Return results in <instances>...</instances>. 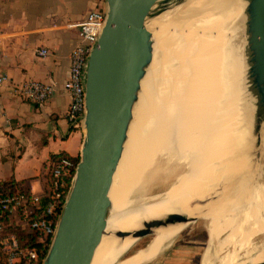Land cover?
<instances>
[{"label": "bare ground", "instance_id": "1", "mask_svg": "<svg viewBox=\"0 0 264 264\" xmlns=\"http://www.w3.org/2000/svg\"><path fill=\"white\" fill-rule=\"evenodd\" d=\"M237 2L189 0L173 17V30L182 33L172 41V47L168 46L171 42L156 43L153 61L157 51L161 52L169 67L154 83L155 64L152 61L150 65L109 192L112 203L105 231L91 264L121 260H125L121 264H142L158 256L194 220L166 225L160 237L155 235L137 250L143 236L133 233L144 228L146 222L164 219L153 213L155 199L188 180L197 182L174 214H187L189 218L216 216L210 242L229 228V236L241 232L242 246L248 245L244 247L245 256L258 255L239 263V250L233 247L234 252L227 254L221 264L264 262V237L259 244L249 245L255 234L264 236V187L256 182V167L249 155L252 146L250 112L244 97L245 40L242 35L239 42H232L235 36L230 25L243 8ZM167 30L161 23L153 32L159 38ZM162 63H166L164 58ZM153 72L154 79L149 81ZM148 82L153 86L150 89ZM170 163H176L172 166L177 168L175 179L166 190L149 195L152 188L168 183H159L162 178L155 171ZM212 193L215 197L200 203ZM117 230L129 234L117 236ZM225 242L227 238L219 239L220 245ZM127 254L131 255L125 257ZM202 264H211L208 251L203 254Z\"/></svg>", "mask_w": 264, "mask_h": 264}, {"label": "water", "instance_id": "2", "mask_svg": "<svg viewBox=\"0 0 264 264\" xmlns=\"http://www.w3.org/2000/svg\"><path fill=\"white\" fill-rule=\"evenodd\" d=\"M188 1L106 0L105 25L90 52L85 74L80 159L43 264H91L107 224L114 175L153 61L157 43L153 31L161 23L173 22ZM237 1L238 5L243 4L239 11L245 40L244 97L250 112L249 139L253 147L255 136L257 141L261 140L264 127V0ZM249 155L252 159V149ZM212 195L200 203L207 202ZM198 218L172 214L146 222L144 228L133 234L145 236L153 233V227ZM127 234L125 230L115 232L117 236Z\"/></svg>", "mask_w": 264, "mask_h": 264}, {"label": "crops", "instance_id": "3", "mask_svg": "<svg viewBox=\"0 0 264 264\" xmlns=\"http://www.w3.org/2000/svg\"><path fill=\"white\" fill-rule=\"evenodd\" d=\"M106 0H0V181L14 177L42 192L52 154H80L83 127L67 117L70 93L64 88L70 52L80 41L74 24ZM48 48L47 55L38 53ZM28 79L53 83L43 103L13 91ZM161 264V263H159Z\"/></svg>", "mask_w": 264, "mask_h": 264}, {"label": "built area", "instance_id": "4", "mask_svg": "<svg viewBox=\"0 0 264 264\" xmlns=\"http://www.w3.org/2000/svg\"><path fill=\"white\" fill-rule=\"evenodd\" d=\"M106 6H96L74 25L80 41L70 52L69 75L64 88L71 99L67 117L73 125H83L86 86L85 74L91 50L96 46L106 21ZM48 48L39 49L47 55ZM0 70V84L9 81ZM13 91L36 102H46L55 92L53 83L28 79L13 85ZM77 163L69 156L55 158L49 169V189H0V264H43L41 246L50 244L68 198Z\"/></svg>", "mask_w": 264, "mask_h": 264}, {"label": "rangeland", "instance_id": "5", "mask_svg": "<svg viewBox=\"0 0 264 264\" xmlns=\"http://www.w3.org/2000/svg\"><path fill=\"white\" fill-rule=\"evenodd\" d=\"M174 25H175L174 22H169L168 24H166V28L168 30L164 34H162L161 37L158 38L157 35H155V37L157 39V43L159 41H160V43L163 42V44H165L167 42H169V43L171 42L170 44H168V46L170 48L172 47V45H171L172 41H174V39H177L179 37V35H181V33H182L180 30H179V32L174 31L173 30ZM230 26L232 28L231 32H233V30H234V36L235 37L237 36V38H235V37H234V39L232 38L233 39L232 42L237 43L241 40L240 38L242 36V21H241V13L240 12L238 13L237 17H234L233 22ZM239 31H240V33H239ZM235 33H237V34H235ZM176 34H177V36H175ZM186 34H188V33L186 32ZM195 34L198 35V33H195ZM163 49H164V46H163ZM163 58H164V62L166 61V63H162ZM156 61L157 62L159 61L161 64L159 62L157 63ZM153 62L155 64V67L153 68V70L155 71L156 74L154 72L151 73V77H150L149 81L154 79V78H157L153 81L154 83H157V82H159V78L161 79V77H160L161 74L166 72V70H168L167 68L169 67V62L165 59V55H162V53L158 52V51H157V56ZM153 74H155L154 78H153ZM149 83L150 82H148V84ZM148 84H147V88L150 89L151 87H153V86H151L152 84H149V85ZM82 127H83V125H82ZM83 137H84V132H83ZM82 141H83V139H82ZM135 145H136V143H135ZM252 151H253V157L251 160H252V163L255 164V167H256V178L255 179H256V182L258 184H260L261 186L264 187V127L261 131V140L257 141V136H255V144L252 147ZM170 165H171V163L169 165L164 164V165H161V167H159L158 169H156L157 171H155V173H158L160 175L158 178H162L159 181V183H163L162 181H164V180L168 181V183L164 184V185H158V186L152 188L148 193L149 195L166 190L171 184V179L172 180L175 179L174 173L177 171V168L175 169L172 166L176 165V163H173L171 166ZM152 171H153V169L151 170V172ZM196 182H197V180H188V181L184 182L183 184L179 185L178 187H175V188L173 187L174 189L172 188V190L169 192H162L160 194V196L158 198H156L154 203H153V205L155 207L154 211L156 210L153 213L154 214H161L164 216V218L174 214L178 210L179 207H182L184 205V202L186 201L185 199L189 195L190 191L192 190V188L194 187ZM156 185H157V183H156ZM217 190H220V184L217 186ZM213 197H215V196H213ZM206 199H208V198H205L203 201H200V202H204ZM217 221H218L217 217L212 216V215H209V216L207 215V217H204V218H198L197 220L192 222L183 232H181L174 239V241L166 249H164L158 256H156L155 258H153L147 262H143L142 264H159V263H161V264H202L203 254L206 253L207 251L209 252L211 264L212 263L213 264H221L222 259L227 254L234 252L235 249L239 250L238 252H239V255L241 256L240 258H242V259H240L239 263H242L243 261H245L249 257L258 256L257 254H252V253H249L248 255L245 256L244 255V252H245L244 249L248 245L242 246V244H241V238H242L241 232L237 233L234 237H233V235L229 236L231 233L229 228L225 229L226 231L222 230L220 232L221 234H219V237H216L213 241L210 242V238L212 235V229L215 226V224L217 223ZM163 227H165V226L163 225L162 227L161 226L153 227L152 228L153 233L143 236L139 240V243L135 247V249L137 250V249H140V248L146 246L149 243V241L155 235L157 237H160L161 236L160 232H161ZM228 232H229V235H227ZM263 237L264 236L261 233L255 234L254 236H252L250 238V244L249 245L259 244L262 241ZM226 238H227V242H225L224 245H220L219 239L225 240ZM228 240H230V241H228ZM236 240H238V241H236ZM236 242L239 244H237ZM222 246H223V248H221ZM233 247H235V249H233ZM206 249H207V251H206ZM210 249H212V250H210ZM222 249H223V251H222ZM129 253H132V252H129ZM128 255H131V254H127L125 257H127ZM123 259H125V258L123 257ZM121 263H125V260H121L120 262H114L113 264H121ZM127 264H129V263H127Z\"/></svg>", "mask_w": 264, "mask_h": 264}, {"label": "trees", "instance_id": "6", "mask_svg": "<svg viewBox=\"0 0 264 264\" xmlns=\"http://www.w3.org/2000/svg\"><path fill=\"white\" fill-rule=\"evenodd\" d=\"M59 156H69L75 161V163H78V161L80 159V154H78L76 156H71L70 154H68L66 152H61V153H58V154H52L53 158L59 157ZM24 183H25V180L18 181L14 177H11L8 180L0 181V189H2V190H14V189H25V188H28V187L25 186ZM49 185H50V177H49L48 182H47V187H46V189L44 191L49 189ZM49 246H50V241H48L45 245L41 246V250H42L43 255H46V253H47V251L49 249Z\"/></svg>", "mask_w": 264, "mask_h": 264}]
</instances>
